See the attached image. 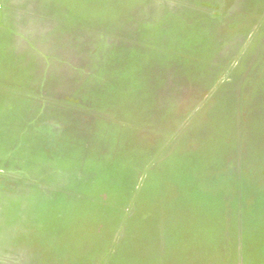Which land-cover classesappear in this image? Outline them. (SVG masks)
Segmentation results:
<instances>
[{
	"label": "rangeland",
	"instance_id": "1",
	"mask_svg": "<svg viewBox=\"0 0 264 264\" xmlns=\"http://www.w3.org/2000/svg\"><path fill=\"white\" fill-rule=\"evenodd\" d=\"M0 264H264V0H0Z\"/></svg>",
	"mask_w": 264,
	"mask_h": 264
}]
</instances>
